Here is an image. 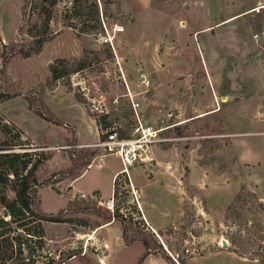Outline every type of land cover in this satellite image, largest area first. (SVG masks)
<instances>
[{"label": "rangeland", "instance_id": "rangeland-1", "mask_svg": "<svg viewBox=\"0 0 264 264\" xmlns=\"http://www.w3.org/2000/svg\"><path fill=\"white\" fill-rule=\"evenodd\" d=\"M262 4L56 0L41 51L23 57L11 55L10 44L32 45L51 1L0 0V86L11 95L0 102V114L24 132L27 150L48 155L36 207L57 214L71 198L86 199L99 212H67L70 222L25 218L30 237L5 227L0 264H52L73 249L89 257L87 264H103L100 258L112 251L108 239L118 237L121 224L112 219L113 225H102L110 214L150 227L132 192L136 167L145 178L168 174L185 189L182 220L158 236L180 264H264V43L254 37L264 33ZM56 62L62 76L53 80ZM129 91L148 123L166 127L157 152L153 148L157 160L154 155L153 162L121 172L113 182L112 173L123 168L120 158L106 156L102 168L84 165L78 170L87 172L75 187L88 197H80L72 190L78 171H68L73 159L82 162L85 150L95 152L90 162L105 154L97 144L106 128L130 134ZM30 97L59 123L30 110ZM202 181L207 186L201 190ZM152 196L159 203V195ZM112 197L111 210L106 201ZM171 200L157 208L166 213ZM133 248L121 250L122 264L132 263ZM70 259L62 264H81Z\"/></svg>", "mask_w": 264, "mask_h": 264}, {"label": "trees", "instance_id": "trees-1", "mask_svg": "<svg viewBox=\"0 0 264 264\" xmlns=\"http://www.w3.org/2000/svg\"><path fill=\"white\" fill-rule=\"evenodd\" d=\"M51 6L46 9L45 18L43 20V31L38 38H36L29 47H16L14 44H10V53L20 54L23 57H29L33 54H38L44 42L47 40L46 35L50 27V21L53 13V8L56 5V0H50ZM58 62L52 66V78L53 80L59 79L62 75L58 70ZM11 95L1 90L0 86V102L10 98ZM40 97V96H39ZM40 99L36 100L28 98V107L36 114L40 115L48 121L59 123L58 117H55L54 113L48 108L46 111L39 108L35 103ZM43 106L46 107L43 102ZM48 107V106H47ZM46 107V108H47ZM107 129V128H106ZM24 132L10 124L0 114V236L5 227L10 225L9 229L15 232L20 230L25 231L32 235L34 232L31 228L26 227V223L22 220L28 217H37L38 219H46L54 222H70L72 218L67 216V212H97L98 209L86 199L81 200H68L66 206L61 208L57 214H47L39 210L36 207L35 195L37 193V186L43 182L40 181V170L48 159V155L45 151H29L27 150L28 145L22 143L24 139ZM83 152L85 158L82 162H78L77 159H73V165L68 170L70 173L78 171L77 175H80L79 168L90 163L91 157L94 156L95 152ZM13 191V196L9 197L7 192ZM3 210L7 211L9 219L3 216ZM108 221L112 219L119 220L122 224V235L127 244L132 243L135 240L143 241L146 252L140 258L137 264H142L143 258L149 253L162 252L166 255V258H172L166 253L163 245L158 239L152 234L146 232L144 227L139 226L137 223L128 221L124 216L119 213H112L107 218ZM11 223H15L11 226ZM42 225V224H38ZM3 229V230H2ZM42 229V227L40 228ZM43 230V229H42ZM41 231V230H40ZM42 233L39 232V234ZM42 235V234H41ZM73 256H80L81 259L86 262L87 257L81 254V251L77 249L71 250L66 257H61L58 261L52 260V264H62L66 260ZM9 257L11 258L10 254ZM7 258L6 259H10Z\"/></svg>", "mask_w": 264, "mask_h": 264}, {"label": "crops", "instance_id": "crops-1", "mask_svg": "<svg viewBox=\"0 0 264 264\" xmlns=\"http://www.w3.org/2000/svg\"><path fill=\"white\" fill-rule=\"evenodd\" d=\"M263 5L264 4L260 5V7ZM159 146L160 144L154 146V151L156 150L157 152V148H159ZM154 155L156 158V153ZM103 164L99 168H102ZM137 170H138L137 167L132 168L131 177H132L134 186H136L138 188V192H140L139 195L141 194L140 203H142V208H143L142 213L144 217L146 218V220L149 222L150 224L149 228L152 229V232H151V229H149L148 227L145 229L149 231L148 233H152L154 236L156 234L157 236L155 237L158 239L159 237H161V234H160L161 231H163L164 228L168 224L173 225L182 220L183 204L186 201L183 195L184 193L183 191L185 189H183L182 186L178 185L175 182L174 178L172 176H169L168 174H161L160 172H158L152 178H147V177L145 178V176L142 175V172H138ZM120 171L121 169L112 173V182L115 179L116 175L120 173ZM86 172H87V169L84 172H82L80 175L75 176L74 179L72 180V187H73L72 190H74L75 194H78L80 197H82L81 193L85 194V196L88 197V193H86L83 188L79 189L75 187L76 180L84 176ZM199 184H201V186H199L198 188L201 190L203 188L205 189L207 186V184L204 181L200 182ZM149 189H153L151 194L150 193L148 194L146 192ZM91 190L92 191L95 190L98 192L100 190V187H94ZM203 192L201 191L202 194ZM152 194L159 195L158 196L159 197L158 199L160 200L159 203L163 205L167 202V198L171 197L172 198L171 201L173 202V205L171 207L168 205L169 209L166 213L160 211L157 208V205L159 203H157V201L153 199ZM140 219L142 220L141 216H140ZM114 221L115 220L107 221L106 223H103L102 225L104 224H106L107 226L113 225L115 223ZM117 235L118 237H115L114 235V236H110V238L108 239L110 241L109 243L112 244V251H110L108 256H104V258H100V259H103V264H122V262L120 261V257H119L121 250L131 249L133 247H134L133 249L135 253L134 255H132L133 257L131 259L132 260L131 264H137L140 258L146 252V247L143 241L137 239L133 241L132 243L127 244L122 235V224H118ZM158 241L161 244H163L166 252L172 258V260L166 258V255L163 254L162 252L149 253L143 258L142 264H180L178 259L175 257V255L169 250L166 243L159 239ZM202 257L203 256L193 257L191 261L194 263L197 260L202 259ZM75 259H80L81 264L88 263V262H83L82 259L78 257L71 258L70 260H75ZM87 259L90 261L88 256H87Z\"/></svg>", "mask_w": 264, "mask_h": 264}, {"label": "built area", "instance_id": "built-area-1", "mask_svg": "<svg viewBox=\"0 0 264 264\" xmlns=\"http://www.w3.org/2000/svg\"><path fill=\"white\" fill-rule=\"evenodd\" d=\"M255 39L264 43V33H256L254 35ZM144 82L146 85L149 84L147 79L144 78ZM131 99L134 125L131 128V132L129 135L121 131L118 127H111L105 129L103 132L104 137L100 139L97 144V147H101L106 153L100 155L99 160L95 158L92 162L88 163V169L97 165L100 167L103 162H105V158L108 155H113L120 158L123 168L121 172H125L127 175L130 174V168L135 167L137 165H142L146 163L153 162V148L159 142L162 141V131L166 129L164 126L156 127L151 123H148L141 115L138 109L140 108V103L134 99V94L129 91L128 93ZM119 174V173H118ZM117 174V175H118ZM116 175V176H117ZM133 187V195L137 198V204L139 209H141V205L138 199V194L135 192V188ZM85 197V194H82ZM113 198H110L106 201V205L109 209H113L111 204L113 202ZM146 221V220H145ZM148 224V223H147Z\"/></svg>", "mask_w": 264, "mask_h": 264}, {"label": "water", "instance_id": "water-1", "mask_svg": "<svg viewBox=\"0 0 264 264\" xmlns=\"http://www.w3.org/2000/svg\"><path fill=\"white\" fill-rule=\"evenodd\" d=\"M3 216H7V211L3 210Z\"/></svg>", "mask_w": 264, "mask_h": 264}]
</instances>
